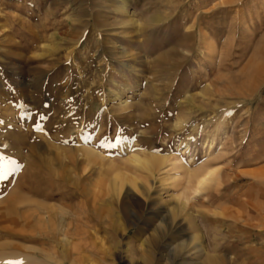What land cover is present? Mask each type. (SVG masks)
I'll return each mask as SVG.
<instances>
[{
	"label": "rangeland",
	"instance_id": "1",
	"mask_svg": "<svg viewBox=\"0 0 264 264\" xmlns=\"http://www.w3.org/2000/svg\"><path fill=\"white\" fill-rule=\"evenodd\" d=\"M258 63L264 0H0V157L22 166L0 179L13 226L0 250L46 264H264ZM135 153L167 165L148 175ZM211 166L216 180L186 202L187 172ZM116 174L147 192L126 183L117 200ZM167 208L180 229L150 241Z\"/></svg>",
	"mask_w": 264,
	"mask_h": 264
},
{
	"label": "bare ground",
	"instance_id": "2",
	"mask_svg": "<svg viewBox=\"0 0 264 264\" xmlns=\"http://www.w3.org/2000/svg\"><path fill=\"white\" fill-rule=\"evenodd\" d=\"M121 11H124V8L121 7L120 8ZM242 25V24H241ZM205 38V37H204ZM206 39V38H205ZM233 41V40H232ZM205 42V40H204ZM207 43V42H206ZM216 49V48H215ZM220 49V48H219ZM260 57V56H259ZM257 59V58H256ZM253 61V60H252ZM251 61V62H252ZM257 65L258 68L257 70L259 71L258 73H256L257 75L259 74L258 78H264V68H262L261 63H258ZM220 68V67H219ZM255 70V69H254ZM257 70H255L257 72ZM257 78V79H258ZM217 80V79H216ZM260 80V79H259ZM258 81V80H257ZM250 86V85H249ZM94 155V153H93ZM130 162L134 165L135 168H138L139 170H143L145 171L148 175L153 176L157 171L162 170L160 167H163V164L165 163L164 160H162L160 157L156 156V155H152V156H147V155H139V154H132L130 157ZM171 163L176 166V168L174 169H180L179 165H177L175 163L174 160L171 161ZM166 164V163H165ZM167 165V164H166ZM172 166V167H174ZM255 172V171H254ZM258 172V171H257ZM120 173V172H118ZM122 173V172H121ZM135 174V172H132ZM211 173V175H210ZM259 174V173H258ZM137 175V174H136ZM188 175L187 179H186V183L184 185V189L185 191H189V193L191 192L190 195H184V199L186 202H189L190 200H192L191 196H195V195H201L209 186H211V184L216 180L217 176L219 175V169L216 167H207L204 170H200L197 173L194 172H187L186 176ZM247 175H251L250 173H247ZM256 175V174H255ZM221 176V175H220ZM134 177V176H132ZM136 178V176H135ZM135 178H128L127 175L125 174H116L114 177V182L112 183V185L114 184V188L116 191V195H117V200H119V197L122 193L123 190V186L124 184H130L131 188L129 192H134V190L138 187L140 190L143 191V193L147 192V187L144 184H139L138 182L135 181ZM128 179L130 181H128ZM154 179V177H153ZM148 180V179H147ZM151 180V179H150ZM152 181V180H151ZM203 182V184H202ZM141 183V182H140ZM217 183V182H216ZM126 184V185H127ZM129 186V185H128ZM112 187V186H110ZM111 190V189H110ZM113 190V189H112ZM198 190V194H195ZM137 191V190H136ZM109 193V190H108ZM115 194V192H114ZM99 195V194H98ZM107 196V195H104ZM99 197V196H97ZM102 198V197H101ZM195 198V197H194ZM260 198V196H259ZM109 199V198H108ZM108 201V200H107ZM18 204V203H17ZM27 204V203H26ZM2 205V204H1ZM4 205V204H3ZM185 206V205H184ZM179 209V208H178ZM12 209H10V206L6 205V206H0V215L1 216H5L8 218L3 220L0 219V229L5 232H9L12 230L11 227L12 226V222L10 221L9 218V213ZM174 210V209H173ZM171 210V209H166V215L162 218H160L159 220L161 221V225H159L158 227L156 226V228L154 229L152 235L150 236V241H153L154 239H156L157 237H159L158 239L162 238L163 235H166V233H168L169 231H174L175 229H180L181 225H178V223L175 222V215L176 213ZM258 210V209H257ZM259 212V211H258ZM236 213V212H235ZM241 214V213H240ZM4 217V218H5ZM48 217V216H47ZM1 218V217H0ZM45 218V217H44ZM172 218V219H171ZM3 219V218H2ZM243 219V218H242ZM247 218L245 217L244 221H246ZM46 222V221H45ZM44 222V223H45ZM248 222V221H246ZM23 225V224H22ZM48 225V223H47ZM53 225V224H52ZM55 227V225H54ZM246 228H256L255 224L252 223H247V225L245 226ZM261 227L264 229V224L261 225ZM22 228V227H21ZM11 229V230H10ZM167 230V231H166ZM47 232V231H46ZM54 232V231H53ZM264 232V230H261L259 232V234H262ZM79 233V232H78ZM5 234V233H4ZM39 234V233H38ZM52 235V233H50ZM7 235V233H6ZM9 235V234H8ZM40 235V234H39ZM50 235V236H51ZM79 235V234H78ZM82 235V234H80ZM10 236V235H9ZM74 237V236H73ZM79 237V236H78ZM81 237V236H80ZM78 241V240H77ZM81 241V240H80ZM87 242V241H86ZM155 242V241H154ZM143 244L146 245V243L144 242ZM81 242H79V247L81 246ZM91 245V244H90ZM95 245V244H94ZM100 246V245H99ZM149 246V245H148ZM184 247V245H181L179 247V249H182ZM72 248V247H71ZM149 249L151 248L150 246L148 247ZM14 249V248H13ZM16 249V248H15ZM147 249V251L149 250ZM37 250V249H36ZM78 250V249H76ZM40 251L43 252V250L40 249ZM35 252V251H34ZM31 248H25L19 251H5V250H0V264H4L5 261H9V260H23L25 262V264H46L44 259L36 256V254L34 253ZM77 252V251H76ZM83 252V251H82ZM91 252L93 254L96 255H101L102 250H91ZM145 252V251H144ZM200 252V251H199ZM203 252V251H201ZM106 253V252H105ZM148 254L150 253V251L147 252ZM174 253H177V250L174 248L172 249L169 254L167 255L168 258H171V255ZM146 254V252H145ZM147 255V254H146ZM181 255V254H180ZM78 256V255H77ZM177 256V255H176ZM173 259V258H172ZM209 260H211V264H214V258H210ZM80 262H82L80 260ZM92 263V261H90ZM88 263V262H87Z\"/></svg>",
	"mask_w": 264,
	"mask_h": 264
},
{
	"label": "snow or ice",
	"instance_id": "3",
	"mask_svg": "<svg viewBox=\"0 0 264 264\" xmlns=\"http://www.w3.org/2000/svg\"><path fill=\"white\" fill-rule=\"evenodd\" d=\"M101 147L103 148L105 145L101 144ZM18 170H22V166L17 164L15 160H8L0 157V179H6L7 177L17 174ZM195 194H198V190ZM4 264H25V262L23 260H9L5 261Z\"/></svg>",
	"mask_w": 264,
	"mask_h": 264
}]
</instances>
